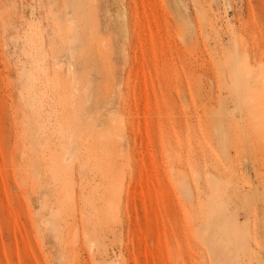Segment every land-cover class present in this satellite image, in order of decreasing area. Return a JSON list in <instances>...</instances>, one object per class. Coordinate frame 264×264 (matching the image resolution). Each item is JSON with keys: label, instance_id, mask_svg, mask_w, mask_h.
<instances>
[{"label": "rangeland", "instance_id": "obj_1", "mask_svg": "<svg viewBox=\"0 0 264 264\" xmlns=\"http://www.w3.org/2000/svg\"><path fill=\"white\" fill-rule=\"evenodd\" d=\"M224 258L264 264V0H0V264Z\"/></svg>", "mask_w": 264, "mask_h": 264}, {"label": "bare ground", "instance_id": "obj_2", "mask_svg": "<svg viewBox=\"0 0 264 264\" xmlns=\"http://www.w3.org/2000/svg\"><path fill=\"white\" fill-rule=\"evenodd\" d=\"M237 85H238V83H237ZM224 260H225V263H224V264H228V263H227V258H224Z\"/></svg>", "mask_w": 264, "mask_h": 264}]
</instances>
